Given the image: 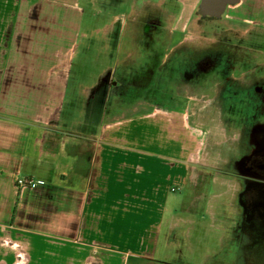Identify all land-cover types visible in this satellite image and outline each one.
<instances>
[{
    "label": "crops",
    "instance_id": "1",
    "mask_svg": "<svg viewBox=\"0 0 264 264\" xmlns=\"http://www.w3.org/2000/svg\"><path fill=\"white\" fill-rule=\"evenodd\" d=\"M98 1L110 11L118 5L89 0ZM200 1L124 4L133 17L149 6L164 23L157 38L176 41L197 37L188 35ZM81 3L0 0V264H153L161 238L176 252L177 237L190 244L192 233L208 244L218 238L223 249L234 240L224 236L234 224H225L218 205L228 199L237 215L234 195L194 193L206 177L216 187L228 182L199 174L203 128L191 121L190 97L176 92L185 87L171 78L177 71L131 67L133 44L123 58L110 53L111 65L91 84L79 82L69 93L73 60L59 82L54 70L69 51L75 56L82 33ZM124 15L113 14L112 27L122 29ZM223 19L236 31L264 25V0H238ZM128 34L121 39L134 43ZM68 93L82 108L61 123ZM19 179L29 184L18 187ZM186 189L192 197L185 205ZM198 200L205 203L200 213ZM199 215L213 223L198 232Z\"/></svg>",
    "mask_w": 264,
    "mask_h": 264
},
{
    "label": "flooded vegetation",
    "instance_id": "2",
    "mask_svg": "<svg viewBox=\"0 0 264 264\" xmlns=\"http://www.w3.org/2000/svg\"><path fill=\"white\" fill-rule=\"evenodd\" d=\"M232 1L201 0L198 7L200 18L197 21V37L191 39L181 37L176 41L157 38L164 23L155 15L156 12L148 10L149 6L144 5L142 9L135 10L133 20L131 16V25L133 27L139 23L141 30L133 35V44L134 48L140 51L142 61L139 63L136 60L131 67L169 68L171 73L177 71L171 74V78L185 84L194 83L200 74L207 73L217 79L222 77L220 82H225L223 86L226 91L224 97L220 99L225 101L224 107H221L227 116L228 121L225 122L227 126L242 133L238 142L243 143L245 151L233 161L232 166L239 180L237 188L239 224L234 240L228 243L229 248L226 252L231 260L228 264H263L264 80L258 81L261 78L259 75L255 80H251L252 83H249L253 92L251 97L247 91L249 86L243 85L247 83L246 81L242 86L236 82L235 88L229 89L233 84L227 80L229 74L226 73L231 70L230 67H264V63L251 65L250 62H246L251 52L257 56L264 55V25L248 26L244 31L229 28L223 22V17L228 6L233 5ZM115 2L124 4L128 0ZM119 23L121 24V21ZM206 29L214 40L207 44L203 43V46L208 47L200 48L202 46L200 40L207 39L208 36ZM231 32L232 36L228 35ZM118 91L123 95L128 90L118 88Z\"/></svg>",
    "mask_w": 264,
    "mask_h": 264
},
{
    "label": "rangeland",
    "instance_id": "3",
    "mask_svg": "<svg viewBox=\"0 0 264 264\" xmlns=\"http://www.w3.org/2000/svg\"><path fill=\"white\" fill-rule=\"evenodd\" d=\"M109 1L110 0H105L106 5L110 3ZM81 4L84 7L83 24H81L82 33L79 37L75 56L72 57L74 51H69L67 55L63 56L64 58H67L69 53H71L70 61L73 60L71 66L73 67V70L71 73L69 93L74 91L76 84L79 82H82L84 86H86V84H91L96 79L101 70L103 71L106 67H109V65H111V58L108 56L110 53L113 54L114 59L116 56L123 58L128 49L132 50L133 40L130 39L131 37L127 38V40H123L120 37L121 34H127L128 37V33L134 35L141 30L139 23L137 26L132 27V15L127 13L128 7H126L123 3L113 6L111 11L108 10L109 7L105 8V6H98L100 4L99 1L96 3V6L91 4L89 0H82ZM123 11L125 12L126 16L124 15V18H122V29L118 28L117 26L112 27L114 23L113 14H120ZM192 19L193 18H191L192 24L191 28L189 29V35L188 33L187 35L195 37L197 35L195 28L198 30V26L196 25L197 23L193 24L194 20ZM189 26L190 24L187 25V27ZM247 28L248 26L245 25V29ZM112 29L113 33L111 32ZM243 29L244 28H242V30ZM206 30L208 36L207 39L200 40V42H202V46H198L200 48L208 47V45L203 46V43L207 44L214 40L213 36L210 35V32H208V29ZM244 34L247 33L244 32ZM228 35L232 36V32ZM114 47L118 50L114 49ZM134 47L133 52L131 51L134 55L132 58H135L134 63L136 60L141 63L142 55L140 51H137ZM254 54L255 53L251 52L249 59H247L246 62H250L251 65L256 63H264V55L257 56ZM235 64H237V62H235ZM68 67L70 66L68 65ZM230 68L231 70L226 74H229L227 80L233 84V86L229 89H234L236 82L242 86L243 82L246 81L247 83L243 85L249 86V83H252L251 80H255L258 75L261 77L258 81L264 80V67ZM221 78L217 79L215 77H211L210 74L208 75L207 73L200 74L194 83H184L185 85L183 86L185 87L181 89L178 88L179 90H176V92L182 95L186 94L187 97H190V100H186L185 103L194 113V115H191V121L200 124V127L203 128L204 143L201 151V160L199 163L201 170L199 174L204 178L206 176H215L216 178H219V182H228L227 185H218L216 187L214 184H212L210 178L206 177L208 181H201V185L194 189V193L198 194L203 192L207 195L209 193L212 194L225 191L229 194H233L234 207L238 212L237 188L239 180L237 179L236 173L234 172L232 166L233 161L238 159L240 155L245 153V151L243 149V143L238 142L242 133L231 126H227L225 122L228 121L224 109L222 110L225 105V101L221 100L220 98L224 97V91H226V89L223 86L225 82H220ZM59 82H61V79ZM247 91L249 96L253 97L251 86L247 88ZM69 93L64 103L61 123L70 122L72 119L71 117L77 116L78 111L81 110L80 108H82L81 103H75V105H73ZM125 105L128 106L129 103L127 102ZM76 123L77 122L75 121L72 122V124ZM75 128L76 125H74V129ZM46 141L48 145L52 143L50 142L49 138L46 139ZM241 141H243V138ZM60 142L61 139L59 138L57 143ZM32 167V165H26L25 170L32 171ZM183 192H185L187 195V199L184 200L186 205L188 204L189 199L192 197V193L189 191V189H186ZM183 192L177 193L176 195H181L183 197ZM227 200L228 199L226 198L220 199L221 204L218 205V210L221 212V217L224 218L226 222L225 224L228 227L234 224L233 230H231L230 234L229 232H224L225 238H229L230 236L231 238H234V235L236 234L235 231L239 223H237V215H234L231 211L232 209L228 207ZM196 204L197 211L199 208L200 210L198 212L200 213L205 204L204 200H198L196 201ZM198 219L200 220V223L196 226V231L198 230V232L201 230L203 225H207V223H213L209 216L199 215ZM210 235L215 236L214 233ZM218 235L222 236L223 234L218 232ZM199 238V234L198 237L194 238L192 233L190 244H187L188 242H185L184 239L177 237L178 241L176 240V242L179 244V248H177L176 252L172 240H169L168 243L173 247L168 244L165 246L164 238H161L154 257L156 262L153 264H228L231 262L230 257L226 252L229 248V245H227L228 243L225 242V240V246L223 249H221V241H218V238L216 241H212L211 244L197 240Z\"/></svg>",
    "mask_w": 264,
    "mask_h": 264
},
{
    "label": "bare ground",
    "instance_id": "4",
    "mask_svg": "<svg viewBox=\"0 0 264 264\" xmlns=\"http://www.w3.org/2000/svg\"><path fill=\"white\" fill-rule=\"evenodd\" d=\"M70 54L68 55L67 58H64L60 64V66L54 70L55 75H57V77L59 78V80L61 79V81H64L66 78V74H67V67L69 65L70 62ZM59 112V104H57L53 110L51 111V115H50V119H54L56 118L57 114Z\"/></svg>",
    "mask_w": 264,
    "mask_h": 264
},
{
    "label": "built area",
    "instance_id": "5",
    "mask_svg": "<svg viewBox=\"0 0 264 264\" xmlns=\"http://www.w3.org/2000/svg\"><path fill=\"white\" fill-rule=\"evenodd\" d=\"M16 184L18 187H25L26 185L29 184V181L19 179V180H17Z\"/></svg>",
    "mask_w": 264,
    "mask_h": 264
},
{
    "label": "water",
    "instance_id": "6",
    "mask_svg": "<svg viewBox=\"0 0 264 264\" xmlns=\"http://www.w3.org/2000/svg\"><path fill=\"white\" fill-rule=\"evenodd\" d=\"M237 1H238V0H233V1H232V4L236 3ZM251 264H252V263H251ZM263 264H264V263H263Z\"/></svg>",
    "mask_w": 264,
    "mask_h": 264
}]
</instances>
